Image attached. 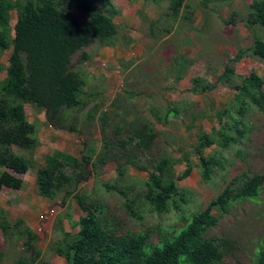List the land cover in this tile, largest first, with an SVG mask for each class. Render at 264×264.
Returning <instances> with one entry per match:
<instances>
[{
  "label": "rangeland",
  "instance_id": "1",
  "mask_svg": "<svg viewBox=\"0 0 264 264\" xmlns=\"http://www.w3.org/2000/svg\"><path fill=\"white\" fill-rule=\"evenodd\" d=\"M253 1L183 0L176 20L168 16L169 0L112 1L121 32L112 46L96 42L85 48L92 58L80 68L89 79L90 90L98 87L100 93L67 122L73 121L76 131L53 126L43 108L25 104L40 144L34 154L35 166L20 174L22 190L0 189L5 217L12 223L24 221L7 233L0 230L3 264H66L56 248L65 246V229L73 234L78 231L71 220L87 214L82 204L95 210L112 233L150 230V241L158 243L183 228L227 186L238 191L253 175H264V101L249 83L253 73L264 78V61L248 50L255 35L264 37V26L249 23ZM92 3L106 10L96 0ZM15 23L16 12L12 11L8 28L12 34ZM241 50L246 55L237 59ZM11 53L9 48L0 58L1 80L10 69ZM78 59L77 52L72 63L76 65ZM195 79L200 82L195 84ZM96 104L100 106L95 117L88 119V109ZM155 108H160L167 123L153 115ZM146 123L156 133L150 148H138L136 141L125 145L133 127ZM202 132L211 133L215 140L204 154L218 161L208 182L202 180L195 150ZM89 146L97 147L100 154L108 153L102 162L89 165L88 179L72 194L62 191L54 199L40 196L36 175L46 156L60 150L81 157ZM183 154L194 166L189 177L177 179L187 201L179 202L180 209L171 206L168 212L157 213L145 198L148 171L163 157ZM120 164L123 168H118ZM185 168V162L176 164L174 174ZM213 213L218 222L205 237L215 240L223 251L218 264H256L264 246V181L256 198L232 203L227 213L216 209ZM26 225L36 234V252L25 244L27 237L21 230Z\"/></svg>",
  "mask_w": 264,
  "mask_h": 264
},
{
  "label": "trees",
  "instance_id": "2",
  "mask_svg": "<svg viewBox=\"0 0 264 264\" xmlns=\"http://www.w3.org/2000/svg\"><path fill=\"white\" fill-rule=\"evenodd\" d=\"M96 1L106 10L98 8L92 0H0V58L5 50L12 48L10 69L7 76L0 79V189L4 186L21 189L24 180L20 174L27 173L36 164L34 154L40 140L36 124L27 116L25 104L43 108L53 126L75 132L73 121L70 125L67 122L76 118L75 113L84 111L99 95L98 87L90 90L89 79L80 68L82 62L92 58V53L85 48L96 42L101 46L114 45L121 28L113 17L116 12L113 0ZM169 1L168 16L176 20L183 0ZM251 8L249 23L264 26V0H254ZM12 11L16 12L13 34L8 29ZM151 33L154 34L153 26ZM248 50L251 56L264 61V37L255 35ZM77 52L79 59L74 65L72 57ZM244 55L246 51L241 50L236 58ZM2 70L0 62V72ZM229 72L226 69V73ZM197 82L200 79H195V84ZM249 83L260 91L264 101V78L253 73ZM99 106L96 104L88 109V119L95 117ZM167 109L169 112L172 107ZM152 110L158 120L167 123L160 108ZM174 110L177 113L178 110ZM106 114L105 111L103 116ZM132 133L125 145L136 141V147L148 149L156 138L155 128L149 123L134 126ZM214 143L211 133L202 132L195 145L205 182L210 181L218 161L203 151ZM106 144L103 147L107 148ZM96 151L97 147L89 146L81 157L60 150L47 155L36 175L39 195L54 199L62 191L72 194L88 179L89 165L107 158V151L101 154ZM182 162L186 163V168L175 175L174 166ZM118 168L123 167L120 164ZM193 168L188 156L183 154L179 158L163 157L148 171L145 198L155 212H168L171 206L180 209L179 202L187 201L177 179L189 177ZM263 181L264 175L256 174L244 181L238 191L227 186L204 209L194 213L183 228L170 237L161 238L158 243L150 241L153 234L150 230L123 235L112 233L104 227L95 210L82 204L87 214L77 221L71 220V225L78 226L79 230L75 234L65 232V246L59 245L56 251L65 257L66 264H218L224 256L223 251L215 240L205 237L207 230L218 222L213 211L216 209L224 214L232 203L256 198ZM23 224V219L10 222L0 206V230L7 233ZM21 233L27 237L28 249L36 252L34 241L37 237L32 228L26 225ZM3 258L4 251L0 249V264ZM256 264H264V246L258 251Z\"/></svg>",
  "mask_w": 264,
  "mask_h": 264
},
{
  "label": "crops",
  "instance_id": "3",
  "mask_svg": "<svg viewBox=\"0 0 264 264\" xmlns=\"http://www.w3.org/2000/svg\"><path fill=\"white\" fill-rule=\"evenodd\" d=\"M23 185H24V183H23ZM4 187H7V186H4ZM4 187H3V188H4ZM8 188H9V187H8ZM11 189H12V188H11ZM14 190L21 191V190H22V188H21V189H14ZM0 206H1V207H2L4 210H5V207H4L3 205H1V204H0ZM77 220H78V219H76V220H73V221H77ZM9 221H10V220H9ZM75 228H78V230H79V227H78V226H77V227H75ZM65 230H66V232H70V231H69V229H65ZM70 233H71V232H70ZM71 234H73V233H71ZM57 246H58V245H57ZM57 246H56V247H57ZM56 253H57V251H56ZM57 254H58V253H57ZM59 255H60V254H59ZM64 258H65V257H64ZM65 260H66V259H65Z\"/></svg>",
  "mask_w": 264,
  "mask_h": 264
}]
</instances>
